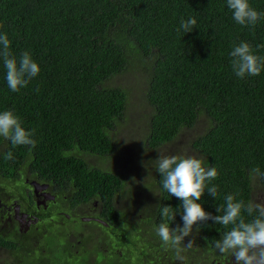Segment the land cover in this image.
<instances>
[{
    "label": "trees",
    "instance_id": "trees-1",
    "mask_svg": "<svg viewBox=\"0 0 264 264\" xmlns=\"http://www.w3.org/2000/svg\"><path fill=\"white\" fill-rule=\"evenodd\" d=\"M250 3L264 11V0ZM191 17L196 27L177 31L181 19ZM2 32H7L17 59L30 51L41 72L26 88L12 92L0 59V111L12 109L25 128L36 130L37 141L30 149L0 137V175L13 178L30 168L33 175L60 186L62 193L74 194L78 202H100L113 226L127 221L128 238L139 236L137 243L129 240L138 246L137 260L127 253L125 242L119 247L112 242L110 248L116 251L93 262L89 253L80 259L83 249L74 253L77 241L69 239L78 232L60 230L66 241L62 244L58 237V264L71 256L90 264H151L152 256L156 264H182L154 231L161 222L160 208L179 211L181 204L163 190L156 157L139 167H147L145 185L151 190L138 199V208L147 214L136 220L126 208H118L117 198L125 189L122 175L94 166L84 156H108L117 149L112 131L129 105L128 90L109 83L118 75L138 71L145 77L153 110L146 142L152 150L194 127L201 117L207 119L208 128L192 142L196 156L219 173L212 181L218 186L217 199L205 190L197 201L206 212L219 215L217 206L229 193L254 201L256 184L264 187V179L249 176L254 167L264 172V71L238 78L229 56L241 41L254 47L264 44V21L254 30L242 28L233 21L226 0H0ZM257 52L264 55V48ZM8 151L11 160L4 158ZM167 222L182 226L181 213ZM195 227L184 240L186 244L194 237L184 264H227L228 256L219 254L212 243L225 229L211 220L200 225L198 234ZM0 246L16 248L1 235Z\"/></svg>",
    "mask_w": 264,
    "mask_h": 264
},
{
    "label": "clouds",
    "instance_id": "clouds-1",
    "mask_svg": "<svg viewBox=\"0 0 264 264\" xmlns=\"http://www.w3.org/2000/svg\"><path fill=\"white\" fill-rule=\"evenodd\" d=\"M226 4L233 21L242 28L254 30L260 21H264V11L257 10L250 0H226ZM196 24L194 17L181 19L177 31L191 32ZM259 48H264V44L254 47L248 41H241L233 45L229 53L230 64L238 78L258 76L264 71V55L258 54ZM0 59L6 70L7 87L12 92L26 88L41 72L39 63L30 51H23L17 59L11 51L7 32L0 33ZM35 131L25 128L19 115L12 109L0 111V137L10 141L13 146L34 148L37 143ZM4 158L13 159L12 152H6ZM155 161V168L162 176L160 183L163 190L181 201L179 211L163 205L160 208L161 222L154 228L165 248L174 251L176 261L184 264V253L193 247L194 237L186 244L184 240L192 235L194 226L198 234L200 225L211 220L225 229L221 237L212 242L219 254L234 258L233 264H264V204L237 199L238 193H229L224 197V203L217 206L216 211L220 214L213 215L197 201L201 200L205 190L217 199L218 186L212 183L219 175L215 166H205L203 157L163 155L160 152ZM249 176L264 179V172L254 167ZM177 212L181 213L183 225L170 227L167 221L173 222Z\"/></svg>",
    "mask_w": 264,
    "mask_h": 264
},
{
    "label": "flooded vegetation",
    "instance_id": "flooded-vegetation-1",
    "mask_svg": "<svg viewBox=\"0 0 264 264\" xmlns=\"http://www.w3.org/2000/svg\"><path fill=\"white\" fill-rule=\"evenodd\" d=\"M31 171L24 167L15 173L14 179L0 175V235L16 246H0V254L6 251L11 256V261L1 259L0 264H58L56 243L59 242L57 239L60 235L66 237L65 233H61L66 222L75 225L92 224L85 228L86 231H80L75 236L78 246L74 253L83 249L81 260H85L89 253L97 261V256L112 255L116 251L115 246L110 248L112 242L128 243L132 240L134 235L131 234V238H128L129 232L122 227L124 225L115 227L103 215L100 202H78L73 199L74 194L66 191L62 193L60 186L46 181L39 174L33 175ZM117 204L118 208L123 207L119 205L118 198ZM125 208L129 214L128 210L133 206L128 204ZM57 210L68 212L73 217H93L101 221L73 222L66 215L56 212ZM93 227L96 228L92 229ZM121 232L127 240L119 237ZM107 240L109 246L106 245ZM65 241L63 239L61 243L64 244ZM51 246H54L53 249ZM69 258L74 261V257Z\"/></svg>",
    "mask_w": 264,
    "mask_h": 264
},
{
    "label": "rangeland",
    "instance_id": "rangeland-1",
    "mask_svg": "<svg viewBox=\"0 0 264 264\" xmlns=\"http://www.w3.org/2000/svg\"><path fill=\"white\" fill-rule=\"evenodd\" d=\"M109 83L112 86L123 87L124 89L128 90L129 93L128 109L126 110L125 115L121 119L118 127H116V129L112 131V135L117 142V149L113 154L108 156H102L99 154H87L84 156L92 165L98 166L105 170L116 171L122 175L123 179L125 180V189L119 194L118 203L119 205H123L122 209H124L128 204H131L133 208H130L128 210L129 216H133V219L138 220L139 216L141 218L142 216L147 214L145 210H140L138 208V199L147 196L149 193V187H142V184L145 185V180L147 179L145 178L147 177V167L143 166L139 168L140 165H146L149 157L155 156L157 159L159 156V152L163 155L196 156L197 152L192 148V142L198 135L206 131L209 124L205 116H203L198 120L194 127L184 129L173 141L164 144L156 150H152L150 149V147H148L149 145L146 142L149 131V116L153 110L146 96L147 83L145 77L138 71H131L116 76ZM155 196L156 194L154 195V197ZM254 201L264 204V187L259 182L256 184ZM134 212H136L137 215H135ZM91 225L92 224L74 225L66 222L63 225L62 231H86L85 228H89L91 227ZM129 226V222L125 221L124 226L122 227L128 229ZM95 228L96 227H93L92 229ZM71 231L68 233L74 234ZM60 236V239L64 238L62 235ZM119 237L127 240L123 232L120 233ZM138 240V235H134L132 237V241L137 243ZM76 241L77 238H75L74 235L69 239L70 243ZM109 244L110 243L107 240L106 245L109 246ZM122 244L124 245V242H119L118 247ZM125 248L127 250V253L134 254L132 255V258L135 257V260L139 258L140 251L135 243L131 242L129 245L126 243ZM117 253L120 254L119 249L117 250ZM8 254L9 253L6 251L2 252V254H0V260L7 259L8 261H11V256H8ZM141 254L143 257V253ZM98 258L99 257L97 256V259ZM228 258V262H226L225 259V263L233 264L234 258L231 259L230 256H228ZM150 259L152 261L151 264H156L153 256L150 257ZM93 262L96 261L93 259ZM159 263L162 264V262ZM62 264L90 263L89 260H87V262H76L68 259L64 260ZM140 264H142V262H140Z\"/></svg>",
    "mask_w": 264,
    "mask_h": 264
},
{
    "label": "water",
    "instance_id": "water-1",
    "mask_svg": "<svg viewBox=\"0 0 264 264\" xmlns=\"http://www.w3.org/2000/svg\"><path fill=\"white\" fill-rule=\"evenodd\" d=\"M56 212H58L59 214H64L66 215L70 221H73V222H86V221H101L100 219L98 218H93V217H73L70 215V213L68 212H62L60 210H57Z\"/></svg>",
    "mask_w": 264,
    "mask_h": 264
}]
</instances>
